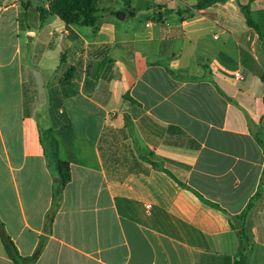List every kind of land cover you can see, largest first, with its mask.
<instances>
[{
  "label": "crops",
  "instance_id": "0c3cea01",
  "mask_svg": "<svg viewBox=\"0 0 264 264\" xmlns=\"http://www.w3.org/2000/svg\"><path fill=\"white\" fill-rule=\"evenodd\" d=\"M198 1L96 0L71 23L41 15L48 0H0V221L32 264H234L232 215L259 189L245 222L257 264L264 41L240 10L249 0ZM250 14L264 36V0ZM47 127L70 167L49 225ZM72 138L87 142L75 152ZM0 264H14L1 238Z\"/></svg>",
  "mask_w": 264,
  "mask_h": 264
},
{
  "label": "trees",
  "instance_id": "16d2710c",
  "mask_svg": "<svg viewBox=\"0 0 264 264\" xmlns=\"http://www.w3.org/2000/svg\"><path fill=\"white\" fill-rule=\"evenodd\" d=\"M217 1H223V0H199L194 5V8L200 9L204 6H208ZM252 1L253 0H249L248 3L244 5H240V10L245 17V21L247 25L252 27L258 33L259 37L264 41V36L259 30V26L253 20L250 14V2ZM95 4H96V0H51L49 9L48 10L42 9L40 10V12L41 15L44 13L58 14L63 20L67 22L84 23V21H86V17L88 16V13L92 10ZM73 10L77 11L78 13L75 15ZM115 15L120 18L123 17L125 14L123 12H116ZM79 18L82 19L80 20ZM59 58L60 60L62 59V54L59 55ZM107 61L108 58L101 60L97 72H100V70H102L103 66ZM74 70H75L74 66H69L63 72V79L70 78ZM262 80L264 82V73L262 75ZM263 103H264V96H263ZM38 139H39V143L42 146L43 154L46 158L47 165L51 169L52 177H53L52 186H51L52 208L49 210L46 217V225H49L52 220L54 207L56 206L57 201L60 198L61 192L65 184L70 180V167H69V161L67 159L63 147L62 139L52 127H47L44 129L40 128L38 131ZM255 139L264 149L263 139L259 137V135L257 134L255 135ZM80 142H87V141L80 138L71 139V143L74 147L75 152ZM159 168L172 175L168 170L164 169L163 167H159ZM179 183L185 186V184L181 182ZM260 196H261V191L258 189L250 197L245 207L238 214L232 215V219L234 221V226L236 229V234L238 239L237 253L234 259V264H248V258L253 248V242L250 240L249 234L245 227V222L248 211L253 206L254 201L258 199ZM209 203L213 206H218L215 203L212 202ZM0 238L5 248V251L7 252L8 256L11 258L14 264H32L35 261L37 252L26 257L21 256L18 253L17 248L14 245L13 241L5 232L3 223L1 221H0ZM257 264H264L263 245H259L258 247Z\"/></svg>",
  "mask_w": 264,
  "mask_h": 264
},
{
  "label": "rangeland",
  "instance_id": "374dc122",
  "mask_svg": "<svg viewBox=\"0 0 264 264\" xmlns=\"http://www.w3.org/2000/svg\"><path fill=\"white\" fill-rule=\"evenodd\" d=\"M116 1V4H115V7H116V9H118V10H124V8H125V6H124V1L125 0H115ZM73 12L75 13V15L78 13L77 11H75V10H73ZM79 14H80V12H79ZM80 20L82 19V18H79ZM140 19H142L141 17H140ZM25 54H27V52L25 51L24 52V55ZM24 61L25 62H28V59H24ZM58 61V57L56 58V62ZM40 76H41V79L42 80H44V82H48V81H50V83L51 82H53L54 83V81L56 80V77H58V74L57 75H48L45 71H44V69H43V71L41 72V74H40ZM44 114L49 118V113H48V109H47V111H46V113H45V111H44ZM44 114L42 113V114H37L36 116H37V118H38V120H39V123L42 125V126H46V120H45V118H44ZM59 116H61V115H58L57 114V117H59ZM56 117V116H55Z\"/></svg>",
  "mask_w": 264,
  "mask_h": 264
},
{
  "label": "built area",
  "instance_id": "2783aa9c",
  "mask_svg": "<svg viewBox=\"0 0 264 264\" xmlns=\"http://www.w3.org/2000/svg\"><path fill=\"white\" fill-rule=\"evenodd\" d=\"M48 1H51V0H48ZM234 76L236 77V78H241V75L239 74V72H237V71H235L234 72ZM149 205L147 204V207H148Z\"/></svg>",
  "mask_w": 264,
  "mask_h": 264
},
{
  "label": "water",
  "instance_id": "95a60500",
  "mask_svg": "<svg viewBox=\"0 0 264 264\" xmlns=\"http://www.w3.org/2000/svg\"><path fill=\"white\" fill-rule=\"evenodd\" d=\"M262 124L264 125V119H263V121H262Z\"/></svg>",
  "mask_w": 264,
  "mask_h": 264
}]
</instances>
